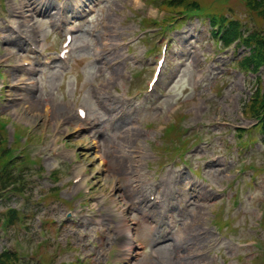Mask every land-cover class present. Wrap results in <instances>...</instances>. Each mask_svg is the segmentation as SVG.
<instances>
[{
    "label": "rangeland",
    "instance_id": "obj_1",
    "mask_svg": "<svg viewBox=\"0 0 264 264\" xmlns=\"http://www.w3.org/2000/svg\"><path fill=\"white\" fill-rule=\"evenodd\" d=\"M11 1L19 7L18 18L13 17L14 11L9 6L8 10L0 11V69L3 68L1 71L4 74L0 80V116L10 119L7 126L10 138L13 137V127L18 124L35 135V144L28 148L33 156L37 151H42L44 174H50L56 165L45 153L48 148L57 145L64 149V160H79L78 168L86 175L83 182L75 186L68 184L69 177H63L57 184L51 180H40L32 187L34 192L40 189L47 191L53 185H59L62 187L61 195L73 200L85 188L90 189L85 197L73 201L77 224L68 229L66 227L58 235L59 240L66 242L69 238L71 243L65 259H73L75 251L71 250L79 246L80 251L97 264L107 259H114L118 264H203L216 249L221 251L226 264H250L246 259V251L237 249L234 243L252 236L250 229L253 226L254 211L264 200V176L257 178L250 193L245 191L241 195L245 202L241 213L236 211L231 216L233 229L228 232L222 230L220 236L213 235L216 225L212 218L213 210L219 207L221 199L211 192V187L231 183L235 178V163L226 165L220 162V166L208 164L206 169L202 156L198 154L197 168L201 176L191 179L182 167L171 171L170 161L158 191L164 203L152 206L146 196V191L153 188L151 181L147 180L152 175L147 172L146 162L157 159L156 147L162 142L157 126L172 125L174 113L181 110L187 117L177 118L174 128L192 136L193 131L186 127L187 120L195 122L204 113V104L192 89L195 80L201 79L204 95L212 97L213 84L206 70L214 67L205 57L215 52L211 47L210 25L195 20L192 26L168 31L171 43L158 85L160 91L154 94L155 98L152 96L145 106L139 108V113L137 111L130 115L121 112L120 100L133 93V82H129L136 73L141 74L140 83L145 85L153 69L152 55L156 54L155 50H159L156 47L159 44L156 34L149 35V40L155 44L139 41L143 34L138 30L141 27L140 17H153L160 21L166 16L164 12L145 5L141 0H106L96 14L88 16L89 23L77 22L82 27H79L80 32L75 39L71 67L67 69V66L55 63L60 43V33L55 27V12L57 3L61 5L66 0ZM3 2L0 0V4ZM71 7L69 5L68 9ZM5 18H13L14 30L25 31L29 40L44 52L45 58L54 61V67L41 66L35 74L18 67L25 59L38 63L40 56L28 50L19 34L6 26ZM186 30H189L188 34H185ZM147 31L151 33V30ZM162 38L160 36L159 40ZM128 42L132 44L127 45ZM221 53L232 58L233 49ZM42 61L43 58H39V63ZM129 71H133L130 80L127 78ZM95 72H100L102 77L97 79ZM240 76L235 73L231 86L226 87L232 95L231 99H219L216 102L219 117L226 120L232 113H237L238 101L243 98L239 94L243 89L238 80ZM161 92L163 95L160 101L157 98ZM81 105L88 108L90 117L97 123L99 135L77 117L76 106ZM135 125H139L140 129H136ZM144 127L150 131L147 139L140 135ZM259 146L256 144V148ZM198 149L201 154H213L202 145ZM255 160L259 163L262 156L255 157ZM155 167L156 163L149 168L153 170ZM245 188L243 184L238 189L244 191ZM234 189L227 191L226 198L232 197ZM100 195L105 201L104 205L99 204ZM86 197L89 203H85L80 212L77 206ZM24 202L23 196H15L6 203L18 208L23 207ZM165 208L175 210L180 219V227L171 236L169 243L157 245L161 259L155 260L149 253H144L141 242L147 239L145 231L149 227L152 230V241L161 239L164 228L159 213ZM46 209L47 206L42 205L37 208L34 226L38 230L39 218L54 214L57 219H62L69 207L54 202L49 208L53 214L46 212ZM216 223L221 224V216ZM135 226L136 229L138 226L143 229L140 228L138 235L133 236L135 244L132 245L131 258L127 255L131 251L129 245L132 234H129L128 229L134 230ZM3 243L0 237V248Z\"/></svg>",
    "mask_w": 264,
    "mask_h": 264
},
{
    "label": "trees",
    "instance_id": "obj_2",
    "mask_svg": "<svg viewBox=\"0 0 264 264\" xmlns=\"http://www.w3.org/2000/svg\"><path fill=\"white\" fill-rule=\"evenodd\" d=\"M1 139V138H0ZM2 145V142L0 140V147ZM3 148V147H2ZM1 149V148H0ZM0 155H5V153H1L0 152ZM10 181L8 179H5L4 176H1L0 178V184L2 186H6V184H9ZM0 264H15L14 262V257L11 256L10 254L8 253H4V254H0Z\"/></svg>",
    "mask_w": 264,
    "mask_h": 264
}]
</instances>
